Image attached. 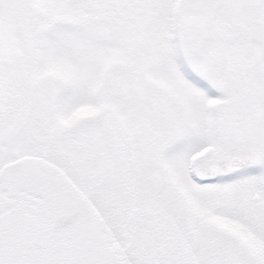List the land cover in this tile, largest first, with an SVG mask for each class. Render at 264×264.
Listing matches in <instances>:
<instances>
[{
    "label": "snow or ice",
    "instance_id": "snow-or-ice-1",
    "mask_svg": "<svg viewBox=\"0 0 264 264\" xmlns=\"http://www.w3.org/2000/svg\"><path fill=\"white\" fill-rule=\"evenodd\" d=\"M0 264H264V0H0Z\"/></svg>",
    "mask_w": 264,
    "mask_h": 264
}]
</instances>
